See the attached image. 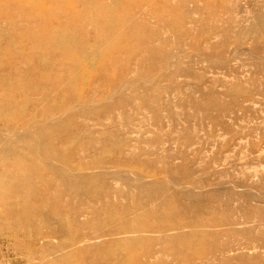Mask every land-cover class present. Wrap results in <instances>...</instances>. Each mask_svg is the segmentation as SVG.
<instances>
[{
	"label": "rangeland",
	"instance_id": "1",
	"mask_svg": "<svg viewBox=\"0 0 264 264\" xmlns=\"http://www.w3.org/2000/svg\"><path fill=\"white\" fill-rule=\"evenodd\" d=\"M45 1L0 0V180L13 179L4 173L6 139L31 130L20 151L45 145L23 166L38 160L30 175L37 189L44 178L47 205L44 215L19 208L31 197L0 183V264H264V0H182L184 7L178 0H92L98 11L126 15L127 28L141 24L142 33H155L150 43L162 57L140 50L105 65L112 43L125 53L141 40L119 27L92 49L97 26L82 17L80 38L90 44L69 41L84 52L81 60L57 50L47 69L68 82L85 76L84 98L62 92L63 85L40 95L37 79L27 74L23 58L32 59L40 39L22 33H41L35 16ZM163 2L177 5L169 17L161 14ZM17 7L35 19L26 20ZM76 9L63 7L65 15ZM61 121L66 124L53 129ZM50 123L52 138L62 139L53 141L54 155L49 133L43 140L37 133ZM88 176L118 194L111 197L115 217H107L103 203L64 191L67 178ZM127 193L141 194L142 210L131 208ZM165 202L168 209L157 207ZM74 206L79 244L59 230L58 218H71ZM194 251L201 256L185 261Z\"/></svg>",
	"mask_w": 264,
	"mask_h": 264
},
{
	"label": "bare ground",
	"instance_id": "2",
	"mask_svg": "<svg viewBox=\"0 0 264 264\" xmlns=\"http://www.w3.org/2000/svg\"><path fill=\"white\" fill-rule=\"evenodd\" d=\"M9 1H15V0H9ZM33 1L34 0H25V1L20 0L19 3L27 4ZM192 1H197V0H192ZM209 1L215 4L217 0H209ZM45 2H47L48 5L44 3V6L40 7L41 17L35 16V18L40 19V28H43V30L40 31L41 33L37 35L33 31V29H27L25 30V33H22V37L24 38H28V35H29L31 36L30 37L31 39L34 36L40 39L38 40L37 43H34L33 57L35 59H33L32 57V59L29 60V58H27L26 56L23 58V64L27 63L26 65L29 67L27 74H29V76L30 74H32V76L37 79V83L39 84L41 88L40 95L42 94L43 96H46L45 95L46 87L52 86V87L59 88L61 87L60 85H63L62 92L64 91V89H68L71 92V94H73L74 96L82 97L84 95L83 85H85L86 83L85 76L84 77L80 76L79 78H76L74 81L68 82L64 76H60L57 73L55 74L53 71H50V69H47L48 66L52 65L51 61L53 59V52L57 50L63 51L64 53L67 54V56H69L71 59L73 58L75 61L81 60V56L84 54V52L81 51L79 54L76 51L77 48H75V46L70 44L69 41H72L75 44H79V43H87V45L90 44L88 41H86V39L80 38L81 35L84 33V28H85L81 23L79 24L80 19L82 17L83 18L86 17L88 22H90L91 24H95L97 26L95 30L97 39L95 42L93 41V44L90 45V48L92 49H94L93 47L99 46L100 39L106 36L109 32H112L113 30L119 27L124 31L123 34H125L126 32V33H129V35H131V38H133L134 36L136 37L135 39L139 38L141 40L139 42V46H137L136 48L135 46L131 48L126 47L127 49L125 50V53H122L121 50L119 49V45H121L120 42L112 43L111 45L115 48V50L112 51V54L107 58L108 60L105 62V65H113L115 62L117 63L122 60L126 61L125 58L128 59L129 56L132 54V52L140 51V50L142 52H145L146 54L145 57H147L148 54H152V53L154 54L157 60L162 57V52L158 50L157 48H155L154 46H152V44L150 43V39H152L153 37L156 38L157 35L155 33H152L150 29L149 30L147 29L148 30L147 32L142 33L140 30L141 24H136L135 26L134 24H132V26L130 25L129 28H127L126 23H125V20L127 17L126 15L116 16V14H113L110 10H105L104 8L98 11L96 7L92 5L93 4L92 0H46ZM178 2H179L178 3L179 6H182V7L185 6L184 1L178 0ZM62 3H65L67 6L62 5ZM81 3L84 4V7L79 6V5H82ZM101 3H103L102 0H100L99 5H101ZM74 5L78 6V9L75 10L74 14L65 15V12L63 11V7L69 8V6H74ZM162 6H163V10H161L162 11L161 14L166 16L168 15L169 10L173 9V7L176 8L177 5H174V6L165 5V3L163 2ZM17 9L20 10L22 13H24L26 20H31L34 18V17H31V14L28 15L24 10H21L18 7ZM203 13L207 14L205 9L203 10ZM220 14H222L221 11L212 13L211 15H213L214 17H219ZM9 15L11 17L14 15L15 17H17L16 12H9ZM99 17H102V19H99ZM178 19H183V16H178ZM53 20L57 22L58 27H55L52 25ZM12 22L15 23V20ZM48 44H52V46ZM43 51H45V55H46L45 59L42 57H39V55L43 53ZM23 64L18 63L19 66ZM127 66L128 64L126 62L122 66V68L120 67L121 69L118 68V76L123 74ZM118 80L119 78L113 82V85H115ZM62 92L60 94H62ZM24 93L28 95L27 92H24ZM84 97L85 95L82 98ZM46 108L47 110H45V113L49 117L52 115L54 107L48 104ZM64 122L65 121L59 122V124L53 129L56 130V128L60 127L61 124H63ZM65 124L66 123H64L63 126ZM53 125H54L53 123L47 124L44 126L45 128H42L41 130L37 131V133L41 132L39 140L43 138L44 136L43 132L49 133V135L47 134L48 135L47 140L49 141L48 142L49 148H51L52 152L54 151L53 153H51L52 155H54V153H56V149H58L55 147L53 141H55V139H57L58 141L59 139H61L59 137L52 138L56 134V131L55 132L53 131L54 133L50 132ZM31 133L32 131L30 130L28 132H24L21 134H15L14 136L9 137V139H6V142L4 143L3 148H2L3 151H5V155L3 156V159H4L3 162L6 161V167H7V170L4 169V173L13 179L7 182H2V180H0V183L3 184V186L7 185L8 190L13 191L14 193H18L20 196L22 194H26V195H29V197H31L30 201L25 200L24 202H20L18 204L19 208H24V210L33 209L34 212L38 211L44 215L45 214L44 212L47 206L46 200L44 197V194H45L44 178H42L41 188L37 189L35 185L36 178H33V176H31L30 173L32 172L33 174L34 170L36 169L35 166L38 160L35 159L34 157H35V153H37L38 151L37 148L40 147L42 149L45 143L40 142V144L42 145H39L37 147H36V144H31V149H28L29 152L25 151V153L27 154L24 153V150L20 151V146H19L20 145L19 141L24 140V138L30 135ZM35 140L37 142L38 139L36 138ZM29 154H32L34 157H31L32 158L31 166L29 168H25V166H23L24 165L23 162L24 160H26L25 157L29 156ZM44 155L42 154L41 157H39L41 158V163H42L41 168H44V165H45ZM62 161H65V158H63ZM28 171H29V174H28ZM92 177L93 176H88V178H67V182L64 187L66 189L64 191L70 194L71 197L76 200L85 199L87 201L103 203L105 206L110 208V209H106V212L108 215L107 217H110V216L115 217L117 215L116 214L117 210L113 209V207L116 206V203L111 202V197L117 196L118 194L115 192H111V191L108 192V191L101 190V184L99 182V178H92ZM47 182L50 183V181H47ZM38 192L41 195L39 200H37ZM2 196L6 197L5 198L6 200L3 201V206H6L4 213L6 214L10 213L11 209L8 206L9 205L8 196L7 195H2ZM122 196L130 200L131 202L130 204H132L131 208L135 209L134 207L138 206L136 209L142 210L141 205H143V200L139 198L141 194L133 195L131 193H127L126 194L127 197L124 195ZM75 207L76 206H74L73 207L74 210L71 211L72 212L71 218L59 217L58 221H59V230L62 231L64 234L70 235L72 237L71 241L74 242V244H79L80 235L77 233V230H76L77 228L76 223L78 224L79 210L76 209ZM157 207L168 209L169 204L165 202L164 204L161 203L157 205ZM15 210L16 209L13 208L12 212ZM23 220H24L23 223L27 227L31 226V224L33 223L32 221L33 217L32 215L28 213L25 215ZM95 236L88 237V235L87 236L85 235V237L83 236L84 237L83 240L89 239ZM190 245L191 244H188L186 246L190 247ZM76 247L79 248L80 246H76ZM200 256H201L200 252L197 253L196 251H194L190 256L183 257V258L186 259L185 261H188V260H192L195 258H199ZM207 256H208V253H205V256L203 258H207Z\"/></svg>",
	"mask_w": 264,
	"mask_h": 264
}]
</instances>
